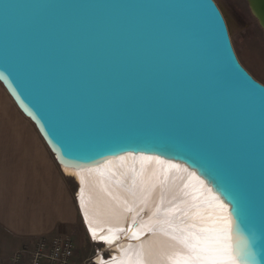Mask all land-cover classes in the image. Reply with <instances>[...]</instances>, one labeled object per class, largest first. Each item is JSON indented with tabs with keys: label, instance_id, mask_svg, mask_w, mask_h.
Here are the masks:
<instances>
[{
	"label": "water",
	"instance_id": "obj_1",
	"mask_svg": "<svg viewBox=\"0 0 264 264\" xmlns=\"http://www.w3.org/2000/svg\"><path fill=\"white\" fill-rule=\"evenodd\" d=\"M245 2L264 31V0ZM0 83L61 167L143 154L196 172L239 203L264 264V85L215 0H0Z\"/></svg>",
	"mask_w": 264,
	"mask_h": 264
},
{
	"label": "bare ground",
	"instance_id": "obj_2",
	"mask_svg": "<svg viewBox=\"0 0 264 264\" xmlns=\"http://www.w3.org/2000/svg\"><path fill=\"white\" fill-rule=\"evenodd\" d=\"M60 169L77 184L76 204L86 232L109 253V260L98 256L100 264H185L189 234H205L187 225L227 204L196 172L155 155L127 154Z\"/></svg>",
	"mask_w": 264,
	"mask_h": 264
},
{
	"label": "crops",
	"instance_id": "obj_3",
	"mask_svg": "<svg viewBox=\"0 0 264 264\" xmlns=\"http://www.w3.org/2000/svg\"><path fill=\"white\" fill-rule=\"evenodd\" d=\"M2 98L0 84V264H6L42 236L82 242L83 230L70 178L27 121L3 120Z\"/></svg>",
	"mask_w": 264,
	"mask_h": 264
},
{
	"label": "rangeland",
	"instance_id": "obj_4",
	"mask_svg": "<svg viewBox=\"0 0 264 264\" xmlns=\"http://www.w3.org/2000/svg\"><path fill=\"white\" fill-rule=\"evenodd\" d=\"M215 2L221 7L225 16L232 44L240 63L254 78L264 84L263 29L260 27L258 21L253 17L245 0H215ZM2 96L3 109L5 110L3 111V120H9V115H11L13 120L23 121L24 123L27 121L29 125L33 127L35 137L40 139L43 146L50 153L51 158L55 160L53 154L47 148L34 124L16 109L13 101L8 96L4 88H2ZM70 185L74 194L77 190V184L71 178ZM81 228L83 230L82 242H79L77 237H73L75 246L78 247L79 245L76 264H81L92 252V247L89 244L82 225ZM84 240L87 242L86 246Z\"/></svg>",
	"mask_w": 264,
	"mask_h": 264
},
{
	"label": "snow or ice",
	"instance_id": "obj_5",
	"mask_svg": "<svg viewBox=\"0 0 264 264\" xmlns=\"http://www.w3.org/2000/svg\"><path fill=\"white\" fill-rule=\"evenodd\" d=\"M218 208L219 212L206 213L198 224L193 222L187 225L198 227L199 232L205 234H189L192 242L187 244L190 254L185 257V264H249V260L255 258V253L251 251L253 243L243 237L238 240L234 235L239 203L234 209H229L227 204L221 202ZM252 236L254 242L255 234Z\"/></svg>",
	"mask_w": 264,
	"mask_h": 264
},
{
	"label": "built area",
	"instance_id": "obj_6",
	"mask_svg": "<svg viewBox=\"0 0 264 264\" xmlns=\"http://www.w3.org/2000/svg\"><path fill=\"white\" fill-rule=\"evenodd\" d=\"M73 196L78 211L76 192H74ZM79 217L81 225L85 230L80 214ZM85 234L92 247V253L81 264H100L97 262L100 254L106 260H109V253L105 249V246L92 240L86 230ZM77 256L75 242L71 235L42 236L31 247H25L12 255L6 264H24L26 259L28 260V264H76Z\"/></svg>",
	"mask_w": 264,
	"mask_h": 264
},
{
	"label": "flooded vegetation",
	"instance_id": "obj_7",
	"mask_svg": "<svg viewBox=\"0 0 264 264\" xmlns=\"http://www.w3.org/2000/svg\"><path fill=\"white\" fill-rule=\"evenodd\" d=\"M251 75V74H250ZM253 77V76H252ZM254 78V77H253ZM255 80H257L256 78H254ZM258 81V80H257ZM259 82V81H258ZM261 83V82H260ZM262 84V83H261ZM262 85H264V84H262Z\"/></svg>",
	"mask_w": 264,
	"mask_h": 264
}]
</instances>
